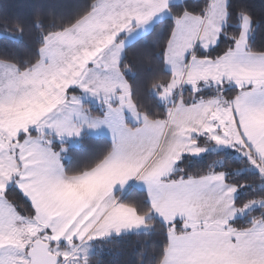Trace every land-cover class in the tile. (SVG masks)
<instances>
[{"label":"crops","instance_id":"1","mask_svg":"<svg viewBox=\"0 0 264 264\" xmlns=\"http://www.w3.org/2000/svg\"><path fill=\"white\" fill-rule=\"evenodd\" d=\"M180 1L183 0H98L91 14L83 19L87 18L88 28L81 19L50 34L40 50V60L32 67L20 70L0 60V222L11 220L16 225L14 237L0 234V255L15 247L13 239L22 247L41 238L50 243L52 252L60 254L55 247L63 249V241L80 250L87 243L146 231L152 213L164 222L181 214L187 220L188 214L181 207L185 201L152 198L146 182L133 178L168 166L171 170L159 176V182L191 181L203 187L204 198L186 206L197 217L195 231L203 233L208 225L214 230L209 234L212 243L201 246L190 242L194 230L189 224L184 229L179 226V231L176 226L170 227L160 264H237V258L226 250L225 239L234 244L238 234L261 231V225L254 223L257 218L249 226L236 224V219L251 212L245 209L252 200L237 205V189L223 173L167 179L182 155L201 157L222 149L235 151L248 160L251 157L255 166L249 161L250 168L264 175V110H249L239 99L253 86L249 79L264 78L259 74L249 77L244 68L248 62L264 60V52L248 49L250 18L243 17L234 47L213 58L198 52L218 44L228 17V0H212L215 7L203 17L183 14L165 50L164 69L171 74L170 80L157 90L169 89L175 101L165 102L156 93L167 105V117L153 118L136 106L132 117L138 122L134 123L119 106L122 96H131L130 83L121 69L126 47L170 15L164 11L169 3ZM238 53L240 63L235 64L231 57ZM228 87L238 89L235 96L225 95ZM208 88L219 91L196 101L186 96L180 101L182 90L197 93ZM104 101L112 104L109 111L103 109ZM91 107L101 108L102 114L93 113ZM105 120L111 127H95ZM113 130L128 158H115L113 146L96 166L78 174L66 171L68 146L77 145L84 133L106 137L113 145ZM246 140L251 141V148ZM55 141L65 144L55 148ZM52 153L59 154L63 164L56 171L55 182L46 175L26 172L45 167L44 161H50ZM17 173H21L18 179L23 181L20 187L35 206L33 216L19 215L15 204L4 198L5 182L17 177ZM142 192L149 206L143 205ZM137 202L139 208L135 206ZM89 209H93L91 216L77 224ZM102 212L111 214L85 227L92 216ZM31 217L36 221L38 218L40 224L27 232L25 220ZM116 227L121 229L119 234ZM57 240L61 242L56 244ZM13 258L17 264L30 261L23 253ZM73 258L62 257L64 261Z\"/></svg>","mask_w":264,"mask_h":264},{"label":"trees","instance_id":"2","mask_svg":"<svg viewBox=\"0 0 264 264\" xmlns=\"http://www.w3.org/2000/svg\"><path fill=\"white\" fill-rule=\"evenodd\" d=\"M98 0H0V60L26 70L41 57L40 50L47 37L63 31L89 14ZM212 0H183L170 5V15L156 22L153 28L129 44L121 61V69L131 86V98L135 105L153 118H166L167 105L160 101L156 90L166 85L171 74L164 69L165 50L176 21L185 13L204 16ZM228 17L219 42L213 48L198 53L216 58L234 47L242 30V20H252L248 49L264 52V0H228ZM176 17V21H175ZM219 91L203 89L197 93L182 90L180 97L191 101L208 97ZM236 87H228L224 93L233 97ZM93 113L102 109L91 107ZM65 142L55 141L59 148ZM112 142L103 136L84 133L77 145L68 146L69 158L64 162L70 174L82 173L96 166L112 149ZM223 173L227 182L237 189L236 204L264 198V175L249 166V160L231 150L210 151L201 157L182 155L167 179ZM134 190V189H132ZM141 192V191H140ZM18 210L33 216L31 202L15 186L6 197ZM142 203L149 206L142 192ZM139 208V203H135ZM264 217V206L253 209L244 218L236 219L239 226H249L252 219ZM150 228L146 231L128 233L96 242L97 252L89 258V264H160L168 244L170 227L153 213L148 218ZM180 230L179 225L176 226ZM100 243V244H98ZM99 249V251H98Z\"/></svg>","mask_w":264,"mask_h":264},{"label":"snow or ice","instance_id":"3","mask_svg":"<svg viewBox=\"0 0 264 264\" xmlns=\"http://www.w3.org/2000/svg\"><path fill=\"white\" fill-rule=\"evenodd\" d=\"M215 7L214 4L210 3L208 9L211 10ZM164 11H171L170 3L164 9ZM176 21V17H175ZM219 39V37H217ZM232 62L235 64L240 63V54H234L231 57ZM244 68L247 69V75L249 77H256L259 74L261 77H264V60H261L259 63L248 62L244 64ZM249 84L253 86L249 88L241 99L244 105L248 106L249 110L259 108L260 110H264V78L258 79H249ZM81 102V101H80ZM82 103V102H81ZM244 115V113H242ZM101 124H108L111 127V124L107 120L102 121L95 125V127L99 128ZM26 135V134H25ZM20 139V137H17ZM248 146L251 148L252 144L251 141H245ZM113 146H114V156L117 159L120 158H128V155L124 153V150L117 142L116 131L113 130ZM250 163H253L255 166L252 158H249ZM19 163V162H17ZM178 163V161H177ZM45 167L42 169H26V172H32L37 176L46 175L50 178V182H55L56 171L58 168H62V157L59 154L52 153L50 161H44ZM171 170V166L166 168H162L156 172L151 173L147 176H140V177H133L134 179H140L146 182L148 191L152 198L162 197V198H169L172 200H183L185 201V205H181L184 211L187 212L188 218L185 220L183 214L176 217L175 219L167 220L165 223L169 227H175L179 225L182 229L185 228V224H189L191 228L194 230L191 234L190 242L195 245H205L211 244L212 239L210 237V233L214 230L212 225H208L205 228L203 233L195 231L197 228L196 225V215L193 213L192 209L187 207V204L195 203L199 200H202L206 195V192L203 187H201L197 182H189L185 184L183 182L180 183H165L161 184L159 182L158 177L162 175H166L168 171ZM21 173H17V177H14L12 180H8L5 182L4 198L6 199L7 193L10 190L11 186H15L19 189L21 193L25 195V197L31 202V197H28L24 190L20 187V184L23 182L18 179ZM155 185V187H154ZM34 209L35 206L33 205ZM93 209H89L84 216L81 217L80 221H77V224L81 223L84 219H87L88 216H91ZM110 212H102L97 216H92L90 220H88L86 228L91 227V225L99 220L101 216L104 219H107ZM201 219H205L206 216H201ZM235 218H233L234 220ZM76 225H73L75 227ZM16 225L11 220H5L0 222V234L4 236H15ZM186 230V229H185ZM121 229L119 227L115 228V232L119 234ZM53 234V233H50ZM111 235V232L107 233ZM63 239V238H62ZM61 241L57 240L56 244H59ZM12 244L15 245L13 248H9L5 251L2 255H0V264H17V261L13 258L15 255L19 253H23L25 257L32 255V250L30 245L25 244L22 247L16 243L15 239L11 241ZM224 244L226 245V250L229 251L234 257L237 258V264H264V221L261 222V231L259 233L255 231H250L247 233H242L237 235L236 242L229 243L227 239H225ZM29 264H33L32 261H29ZM54 264H78L77 261H64L59 254H57Z\"/></svg>","mask_w":264,"mask_h":264},{"label":"rangeland","instance_id":"4","mask_svg":"<svg viewBox=\"0 0 264 264\" xmlns=\"http://www.w3.org/2000/svg\"><path fill=\"white\" fill-rule=\"evenodd\" d=\"M95 15H97V14H95ZM83 19L80 22L81 23H84L85 24V28L87 29L88 28V20H87V18L85 20H83ZM93 21H97V19L96 18H93ZM156 92H157V94L159 95V97L162 100H165V102L170 103V102H174L175 101V99H174L175 97H173V94L172 95L170 94L169 89H167V88L164 89L163 92L162 91H157V90H156ZM183 98L184 97L182 96L180 98V101H182ZM124 99H126V101ZM101 105L103 106V109L105 111H107V110L109 111L111 109V107H112V104L109 103V101H104ZM119 106H121V111L127 112V116L129 118V120L133 121L134 123L138 122L136 119H134L132 117L133 110L136 111V105H135V103L132 100V98H131L130 95H127L126 97L125 96H122L121 99H120V105ZM234 153H235V151H234ZM257 205H261V207L264 206V198L252 200L246 206L247 207V209H245V210H247L246 213L249 212V211H252L253 209H255L253 207H255ZM16 213H18L19 215L21 214V215L27 217L26 215H24L23 213H21L18 210V208H16ZM20 218L21 217H19V219ZM260 218H257L254 221L255 225L259 226V225H261V222L264 221V218L263 217H260ZM22 224H24V222H22ZM39 224H40V221L38 220V218H37V221H36V219L33 220V217H31V219L29 221L25 220V225H26L25 226V230L27 232L29 230L31 231V230L35 229ZM61 244L63 246V249H59V245H57V247H55L56 250L61 251V253L59 254L61 256V258L64 257V259H69L70 257L73 256L74 257L73 258V261H77L78 264H89V258L93 254H95L97 252L95 250L97 248L96 242H94L93 244L87 243L80 250H79V248L77 250L75 248V245L73 246V244L71 242H69V241H63V242H61ZM98 244H100V243H98ZM98 251H99V249H98ZM74 253H76V254L73 255Z\"/></svg>","mask_w":264,"mask_h":264},{"label":"water","instance_id":"5","mask_svg":"<svg viewBox=\"0 0 264 264\" xmlns=\"http://www.w3.org/2000/svg\"><path fill=\"white\" fill-rule=\"evenodd\" d=\"M32 255L28 256L33 264H54L57 254L50 250V243L41 239H35L31 244Z\"/></svg>","mask_w":264,"mask_h":264}]
</instances>
